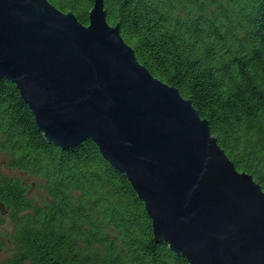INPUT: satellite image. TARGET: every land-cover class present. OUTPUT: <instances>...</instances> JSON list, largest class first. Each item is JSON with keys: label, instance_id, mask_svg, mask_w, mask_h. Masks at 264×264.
<instances>
[{"label": "trees", "instance_id": "trees-1", "mask_svg": "<svg viewBox=\"0 0 264 264\" xmlns=\"http://www.w3.org/2000/svg\"><path fill=\"white\" fill-rule=\"evenodd\" d=\"M85 25L95 0H50ZM150 72L191 99L264 188V0H105ZM41 188L40 198L31 192ZM0 264H190L154 236L130 179L92 139L63 149L0 78Z\"/></svg>", "mask_w": 264, "mask_h": 264}, {"label": "water", "instance_id": "water-1", "mask_svg": "<svg viewBox=\"0 0 264 264\" xmlns=\"http://www.w3.org/2000/svg\"><path fill=\"white\" fill-rule=\"evenodd\" d=\"M2 77L50 142L95 141L145 202L155 238L190 264H264V188L139 60L105 0L88 25L50 0H0Z\"/></svg>", "mask_w": 264, "mask_h": 264}, {"label": "rangeland", "instance_id": "rangeland-1", "mask_svg": "<svg viewBox=\"0 0 264 264\" xmlns=\"http://www.w3.org/2000/svg\"><path fill=\"white\" fill-rule=\"evenodd\" d=\"M32 194L38 198H40L41 196H44V192L42 191L41 188H38V187H33L32 190H31ZM8 224H5V225H2L0 224V231H3L6 227H7ZM9 247H6V249H3V250H0V257L3 258L4 256L7 255V249Z\"/></svg>", "mask_w": 264, "mask_h": 264}]
</instances>
